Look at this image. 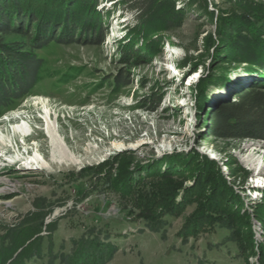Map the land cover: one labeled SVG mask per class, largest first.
<instances>
[{
    "label": "rangeland",
    "instance_id": "obj_1",
    "mask_svg": "<svg viewBox=\"0 0 264 264\" xmlns=\"http://www.w3.org/2000/svg\"><path fill=\"white\" fill-rule=\"evenodd\" d=\"M239 1L264 4L162 0L165 12L176 13L168 18L171 29L154 25L155 35L144 41L131 35L137 20L129 4L98 0L103 45L52 43L36 52L45 63L39 80L0 118L9 129L28 124L34 138L28 146L19 138L0 157L16 160L22 152L19 163L30 165L32 157L50 153L43 106L62 141L71 147L77 138L82 149L71 169L45 158L44 168L29 174L20 166L6 170L17 187L0 197V264L25 250L31 256L24 264H49L92 231L111 236L118 249L107 264H264V184L257 186L264 179V143L209 131L219 104L236 102L263 79L244 64H227L222 53L219 19ZM47 7L44 16L62 12ZM224 27L223 33L231 26ZM209 36L216 49H209ZM121 80L128 86L118 87ZM33 139L43 152L33 149ZM216 213L234 226V237Z\"/></svg>",
    "mask_w": 264,
    "mask_h": 264
},
{
    "label": "trees",
    "instance_id": "obj_2",
    "mask_svg": "<svg viewBox=\"0 0 264 264\" xmlns=\"http://www.w3.org/2000/svg\"><path fill=\"white\" fill-rule=\"evenodd\" d=\"M161 1L123 0L137 20L131 34L134 38L149 41L155 35L154 25L159 23L166 27L165 31L171 29L168 18L176 13L165 12ZM47 6L60 7L62 12L44 16ZM232 6L236 8L219 19L217 35L222 33V41L226 42L223 46L226 50L222 53L228 58L227 64H244L250 76L257 74L263 79L254 81L238 94L236 102L219 104L211 113L209 131L219 139H252L264 143V4L239 1ZM97 7L98 0H0V118L5 110L18 103V99L28 96L39 80L45 63L37 51L52 43L103 45L105 36L95 17ZM225 25L231 27L223 33ZM250 31L255 32L250 34ZM10 36H19L24 42H10ZM206 42L209 49L215 48L212 36ZM117 83L118 87L128 86L125 80ZM216 216L217 223L234 237V226L221 221V214L216 213ZM110 239L108 234L103 238L102 233L92 231L73 242L70 254L57 253L50 258L49 264H107L118 251L109 243ZM230 241L238 242L236 239ZM12 247L11 242L3 246L5 256ZM38 253L41 254V249ZM30 256L25 250L11 264H24ZM2 259L5 263L11 260Z\"/></svg>",
    "mask_w": 264,
    "mask_h": 264
},
{
    "label": "bare ground",
    "instance_id": "obj_3",
    "mask_svg": "<svg viewBox=\"0 0 264 264\" xmlns=\"http://www.w3.org/2000/svg\"><path fill=\"white\" fill-rule=\"evenodd\" d=\"M176 53L173 52L172 55H175ZM168 67L165 68V70L171 72V65L167 64ZM43 103V102H42ZM44 110H45V120H46V133H47V139L49 141L50 144V153H46L44 154L45 158H49V161L51 163V166L53 167H57L58 165L60 166H68L70 169L74 168L78 163L77 158H76V154L77 152L81 151L80 149V141L77 140V138H74V140H76V143L72 145V141L70 139H68V143L70 145H72L71 147H68L67 144H65L62 139L61 136L58 134L57 129L55 127V123L53 122V119L50 118V112L47 108V106H43ZM25 116L21 117L19 119L13 118L12 120L9 121L10 124L12 123H17V121H25ZM32 119V118H31ZM42 118H35L34 120L37 122H42L41 120ZM29 126L26 123H22V124H17L16 126H14V129H9L8 127V122H6L5 120L0 121V153H5V152H9L13 150V144L15 142H18L19 138H24L26 140V146H28L27 144H29L32 140V138H34L33 135H29L28 132L29 130ZM35 140V144H34V148L36 149V152H43L44 148L43 145L40 146L38 145V140L37 139H33ZM19 144V143H18ZM121 145H115V148L118 149L120 148ZM87 155H89V153L87 152ZM86 156V155H85ZM22 152L17 154V157L15 158L16 160L18 159V161L16 160H9L6 161L4 159H2V157H0V197L4 196V194L12 189H15L17 186L13 183V178L7 177L6 176V170L8 168H15L20 166L22 168V174H29L34 172L35 169H43L44 166L41 165L44 164V162L46 161L45 158H31L32 164L28 165V164H20L19 163V159H22ZM41 159V160H40ZM42 159H44L45 161H43ZM21 162V161H20ZM263 166V162L260 160L259 164L256 166L255 171L258 173L260 172L261 168ZM73 171V170H72ZM66 173V172H65ZM52 176V175H51ZM264 184V179L260 178L257 181V186L258 187H263L262 185ZM13 202L12 201H5L3 202L4 205H11Z\"/></svg>",
    "mask_w": 264,
    "mask_h": 264
}]
</instances>
